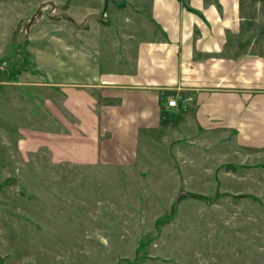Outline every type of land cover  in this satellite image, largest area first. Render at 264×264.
<instances>
[{
  "label": "rangeland",
  "instance_id": "rangeland-1",
  "mask_svg": "<svg viewBox=\"0 0 264 264\" xmlns=\"http://www.w3.org/2000/svg\"><path fill=\"white\" fill-rule=\"evenodd\" d=\"M45 3L0 1V112L39 27L74 42L86 34V19L41 17ZM13 93L25 106L11 123L0 117L11 173L0 189V264H264V149L171 114L142 135L129 164H53L46 149L21 154L15 127L33 128L37 96Z\"/></svg>",
  "mask_w": 264,
  "mask_h": 264
},
{
  "label": "crops",
  "instance_id": "crops-1",
  "mask_svg": "<svg viewBox=\"0 0 264 264\" xmlns=\"http://www.w3.org/2000/svg\"><path fill=\"white\" fill-rule=\"evenodd\" d=\"M43 1L86 19V34L76 43L45 24L28 40L0 112L9 122L21 114L13 92L37 96L33 128L15 127L21 154L46 149L53 164L123 166L171 114L264 149V0ZM3 48L11 52L10 37ZM178 95L184 101L169 107ZM6 144L1 137L0 189L11 180Z\"/></svg>",
  "mask_w": 264,
  "mask_h": 264
},
{
  "label": "built area",
  "instance_id": "built-area-1",
  "mask_svg": "<svg viewBox=\"0 0 264 264\" xmlns=\"http://www.w3.org/2000/svg\"><path fill=\"white\" fill-rule=\"evenodd\" d=\"M39 12H40L41 17L42 16H46V15H50V14H53L55 16L56 14H58L57 8L54 7L53 5H50V4L43 5L40 8ZM36 19H38V17L35 18V20ZM29 23H30V25L33 24L32 21H29ZM183 101H184V98L181 95H178V96L172 98L171 100H169L168 101V105L171 108H177L178 107V103L179 102H183Z\"/></svg>",
  "mask_w": 264,
  "mask_h": 264
}]
</instances>
